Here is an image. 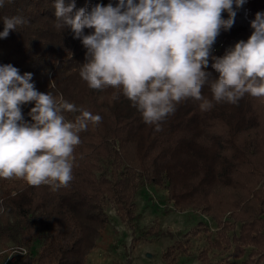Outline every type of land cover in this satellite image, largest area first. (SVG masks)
<instances>
[{
	"label": "trees",
	"instance_id": "1",
	"mask_svg": "<svg viewBox=\"0 0 264 264\" xmlns=\"http://www.w3.org/2000/svg\"><path fill=\"white\" fill-rule=\"evenodd\" d=\"M54 2L5 0L0 31L4 17L21 15L28 23L0 38V64L10 63L21 74L31 72L38 91L57 100L62 96L102 120L78 134L81 143L74 147L72 180L66 187L54 190L20 178H0V244L27 248L16 254L15 264H86L108 232V204L112 202L121 219L134 218L135 193L146 183L164 187L176 208L198 210L214 222L215 230L207 229V245L197 255L201 264H258L264 257V105H258L263 98L245 94L237 104L216 103L206 84L201 95L212 101L210 110L200 111L202 101L188 98L157 132L121 90H94L80 77L86 49L70 27L55 26ZM117 2L75 0V5ZM234 10L235 22L221 30L211 56H223L253 31L244 20L247 0ZM222 16L227 19L228 13ZM211 56L205 70L216 77ZM33 106H21L26 121L31 122ZM79 114L62 112L66 121ZM11 247L0 252L1 264H12L5 259ZM213 249H229V258L212 263L208 252ZM185 252L184 242L175 240L161 257L172 264L177 253Z\"/></svg>",
	"mask_w": 264,
	"mask_h": 264
},
{
	"label": "clouds",
	"instance_id": "2",
	"mask_svg": "<svg viewBox=\"0 0 264 264\" xmlns=\"http://www.w3.org/2000/svg\"><path fill=\"white\" fill-rule=\"evenodd\" d=\"M5 0H0V7ZM245 0H118L76 8L55 0L56 27H70L86 49L80 77L89 88L121 90L144 122L162 131L161 122L180 102L212 101L201 95L208 84L216 103L237 104L245 94L264 98V12L250 20L247 40H239L223 56H211L221 30H229L236 8ZM75 10V11H74ZM227 12L225 19L222 13ZM28 21L21 15L4 17L0 38ZM85 29H91L85 34ZM211 56L213 77L206 71ZM115 98V97H114ZM33 103L26 121L21 106ZM79 112L66 121L62 112ZM100 115L77 108L61 96L38 91L31 72L20 73L10 63L0 64V178L25 180L30 186L54 190L72 180L74 147L89 123Z\"/></svg>",
	"mask_w": 264,
	"mask_h": 264
},
{
	"label": "rangeland",
	"instance_id": "3",
	"mask_svg": "<svg viewBox=\"0 0 264 264\" xmlns=\"http://www.w3.org/2000/svg\"><path fill=\"white\" fill-rule=\"evenodd\" d=\"M256 12H264V0H247L244 20L254 19ZM263 103L264 98L258 101L261 107ZM198 109L202 110L200 105ZM115 146L118 148L117 144ZM134 203L135 216L126 220L119 217L112 202L108 204V232L89 253L86 264H117L116 261H121V264H165L162 252L175 240L184 242L186 252L177 253L172 264H201L197 255L207 245V229L215 230L214 222L208 216L195 209L176 208L167 199L166 189L151 183L139 185ZM8 245L16 244H0V252ZM229 252V249H213L208 254L211 262L216 263L229 258ZM3 261L4 256L0 255V264ZM258 264H264V257Z\"/></svg>",
	"mask_w": 264,
	"mask_h": 264
},
{
	"label": "built area",
	"instance_id": "4",
	"mask_svg": "<svg viewBox=\"0 0 264 264\" xmlns=\"http://www.w3.org/2000/svg\"><path fill=\"white\" fill-rule=\"evenodd\" d=\"M27 252V248L25 246H12L6 255V261L15 264L16 254H23Z\"/></svg>",
	"mask_w": 264,
	"mask_h": 264
}]
</instances>
